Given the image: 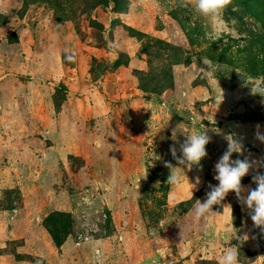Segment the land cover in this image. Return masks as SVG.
Here are the masks:
<instances>
[{"label":"rangeland","instance_id":"obj_1","mask_svg":"<svg viewBox=\"0 0 264 264\" xmlns=\"http://www.w3.org/2000/svg\"><path fill=\"white\" fill-rule=\"evenodd\" d=\"M228 9L222 23L237 37L213 40L212 24L191 0H119L80 15L78 31L47 6L0 0V264H218L228 246L241 244L232 239L236 230L249 237L242 245L256 243L239 251V264H264V234L236 195L211 216L195 215L208 185L218 186L215 165L228 137L243 145L233 160L256 161L242 188H255L252 177L264 172L257 139L264 96L253 94L264 82L205 54L210 43L218 53L233 39L248 40L244 29L260 31ZM125 27L183 47L189 58L174 67L172 88L143 91L135 71L159 65L153 60L149 69ZM65 49L74 62L64 59ZM117 58L122 64L113 67ZM253 115L263 120L241 121ZM202 131L210 142L200 166L179 165L170 148L182 157L186 135ZM167 163L181 168L179 186L167 182ZM56 211L71 216L60 247L44 227Z\"/></svg>","mask_w":264,"mask_h":264},{"label":"trees","instance_id":"obj_2","mask_svg":"<svg viewBox=\"0 0 264 264\" xmlns=\"http://www.w3.org/2000/svg\"><path fill=\"white\" fill-rule=\"evenodd\" d=\"M119 0H29L31 4L44 5L50 8L56 20L71 21L75 30L77 29V20L80 15L87 17L98 6H108L110 3H116ZM26 0H22L24 5L29 4ZM229 14L243 24L244 17L252 18L254 25L260 28V31L253 29H244L247 39H233L232 43L227 44L220 52H214L215 42L210 43V47L206 49L205 54L209 60L214 62H224L230 66L242 67L250 76L261 78L264 82V0H231L228 5ZM90 26H98L103 28L101 24L89 19ZM180 26L185 30L184 23L179 18ZM125 29L132 33L137 38L140 46L147 55V64L149 69L153 60L158 62L159 67L150 69L148 71H135L141 84L144 86L143 91L147 93H154L159 85H164L166 88L173 87V70L175 66L184 63L189 55L181 45H174L168 41H164L157 37H149L145 33L136 30L132 27H125ZM189 42H192V35L185 33ZM146 38L147 41L142 40ZM245 40L240 46L236 45L237 55L228 54L233 45L237 41ZM194 42V40H193ZM231 53V52H230ZM153 58V59H152ZM122 64L119 58L112 63L113 67H118ZM106 68V67H105ZM260 119L257 115L250 118H241L242 122H254ZM243 180V179H242ZM241 184L246 183V180ZM44 227L48 231L51 241L56 247H60L65 239L70 234L71 216L68 212L56 211L47 215L44 219ZM239 251H248L241 246H238Z\"/></svg>","mask_w":264,"mask_h":264},{"label":"clouds","instance_id":"obj_3","mask_svg":"<svg viewBox=\"0 0 264 264\" xmlns=\"http://www.w3.org/2000/svg\"><path fill=\"white\" fill-rule=\"evenodd\" d=\"M230 3L231 0H191L193 10L212 24L210 36L213 40L221 39L225 33L232 38L237 37L235 27L229 29L222 23L223 11ZM64 59L67 62H74L76 57L70 54L68 49H65ZM202 63L210 66V61L207 59H204ZM253 94L264 96V86L260 82L257 83ZM257 139L264 142V135L257 133ZM209 142L210 137L206 131H202L186 135V140L180 145L182 157H177L174 146L170 148V151L179 165H185L188 169H191L193 165L200 166L202 158L207 155L206 145ZM242 151V143L235 137H228L227 149L215 165V172L217 174L213 179L219 182L218 186L213 187L211 184L208 185L212 190L206 193L207 198L205 202H197L195 205V215L197 219L211 216L214 213L213 206L220 205L229 192H234L238 203L242 206L246 205L253 226L259 228L261 233L264 234V172L258 171L252 177V182L256 185L255 188H242V178L248 175L250 169H253L256 165V161H251L247 157L244 159H232L234 153L241 154ZM166 167L170 169L167 182L174 187L179 186L182 182V176L176 171L179 167H173L170 163H167ZM260 167H264V164H261ZM199 183L200 178L197 177L195 184H192L193 188ZM242 191L247 194L241 195ZM248 238L247 235H237V230L232 234V239L238 240L241 244L248 240ZM218 264H239L238 246H228L220 256Z\"/></svg>","mask_w":264,"mask_h":264},{"label":"crops","instance_id":"obj_4","mask_svg":"<svg viewBox=\"0 0 264 264\" xmlns=\"http://www.w3.org/2000/svg\"><path fill=\"white\" fill-rule=\"evenodd\" d=\"M240 234V233H239ZM256 243L255 242H252V243H250L249 245V247H247V246H244V245H242V244H239V246L241 245V247H243V248H245V249H248V250H251V251H253V250H255L254 249V245H255Z\"/></svg>","mask_w":264,"mask_h":264},{"label":"built area","instance_id":"obj_5","mask_svg":"<svg viewBox=\"0 0 264 264\" xmlns=\"http://www.w3.org/2000/svg\"><path fill=\"white\" fill-rule=\"evenodd\" d=\"M234 196H235L234 192H229V193L227 194L225 200H226L227 198H229V197H232V198H233Z\"/></svg>","mask_w":264,"mask_h":264}]
</instances>
